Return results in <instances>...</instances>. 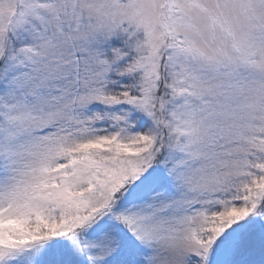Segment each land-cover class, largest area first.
<instances>
[{
    "label": "snow or ice",
    "instance_id": "obj_1",
    "mask_svg": "<svg viewBox=\"0 0 264 264\" xmlns=\"http://www.w3.org/2000/svg\"><path fill=\"white\" fill-rule=\"evenodd\" d=\"M0 264H264V0H0Z\"/></svg>",
    "mask_w": 264,
    "mask_h": 264
}]
</instances>
